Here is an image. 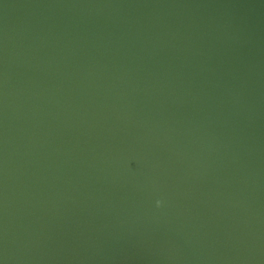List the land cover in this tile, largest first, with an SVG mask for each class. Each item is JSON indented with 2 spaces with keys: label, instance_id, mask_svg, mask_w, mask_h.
<instances>
[{
  "label": "water",
  "instance_id": "1",
  "mask_svg": "<svg viewBox=\"0 0 264 264\" xmlns=\"http://www.w3.org/2000/svg\"><path fill=\"white\" fill-rule=\"evenodd\" d=\"M0 264H264V0H0Z\"/></svg>",
  "mask_w": 264,
  "mask_h": 264
}]
</instances>
